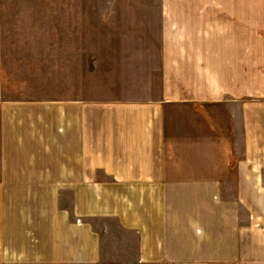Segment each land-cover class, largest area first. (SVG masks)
<instances>
[{"label": "crops", "instance_id": "obj_1", "mask_svg": "<svg viewBox=\"0 0 264 264\" xmlns=\"http://www.w3.org/2000/svg\"><path fill=\"white\" fill-rule=\"evenodd\" d=\"M129 4L0 1V264H264V0Z\"/></svg>", "mask_w": 264, "mask_h": 264}, {"label": "rangeland", "instance_id": "obj_2", "mask_svg": "<svg viewBox=\"0 0 264 264\" xmlns=\"http://www.w3.org/2000/svg\"><path fill=\"white\" fill-rule=\"evenodd\" d=\"M7 2L8 6V28L15 31L29 33L31 31L40 34L53 33L57 37L72 31L73 26L79 30L90 33L95 32L97 27H105L100 32L109 31L111 27L116 29L117 23H121V16L125 14V10H129V3L132 1H157V0H0ZM106 1H119L116 12L119 11V19L116 21L112 18V14L106 16L105 11L112 10L104 7ZM155 5V4H153ZM157 9V8H152ZM74 12L80 17H74ZM102 12V14H101ZM126 16V15H125ZM119 23V24H120ZM33 27V28H32ZM109 28V29H108ZM120 30L122 26L120 25ZM63 39H57L56 44L62 45ZM59 89L57 88V91Z\"/></svg>", "mask_w": 264, "mask_h": 264}]
</instances>
